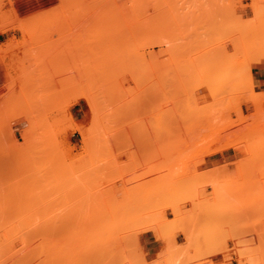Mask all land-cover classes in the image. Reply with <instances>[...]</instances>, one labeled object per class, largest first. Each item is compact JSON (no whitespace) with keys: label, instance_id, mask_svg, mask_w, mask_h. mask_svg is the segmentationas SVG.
Segmentation results:
<instances>
[{"label":"rangeland","instance_id":"1","mask_svg":"<svg viewBox=\"0 0 264 264\" xmlns=\"http://www.w3.org/2000/svg\"><path fill=\"white\" fill-rule=\"evenodd\" d=\"M0 60V264H264V0H0Z\"/></svg>","mask_w":264,"mask_h":264},{"label":"crops","instance_id":"2","mask_svg":"<svg viewBox=\"0 0 264 264\" xmlns=\"http://www.w3.org/2000/svg\"><path fill=\"white\" fill-rule=\"evenodd\" d=\"M1 62V60H0ZM151 240L150 243H157L156 239L152 236V234H149ZM161 250V247L159 245H157L156 247H152V246H147L146 247V251L150 256H155L156 254L159 253V251Z\"/></svg>","mask_w":264,"mask_h":264},{"label":"bare ground","instance_id":"3","mask_svg":"<svg viewBox=\"0 0 264 264\" xmlns=\"http://www.w3.org/2000/svg\"><path fill=\"white\" fill-rule=\"evenodd\" d=\"M36 13H38V12H36ZM35 13V14H36ZM76 13V12H75ZM134 13V12H133ZM72 14H74L73 12H72ZM39 15H40V13H39ZM41 15H42V13H41ZM139 15V14H138ZM72 45V44H71ZM102 82H104L105 84H107V82H105V81H102ZM103 83V84H104ZM109 84V83H108ZM109 86V85H108ZM113 86V85H112ZM109 87H111V86H109ZM106 88H107V85H106ZM107 91V90H106ZM139 254H140V252H138ZM134 254H136V253H134ZM133 256H136V255H133Z\"/></svg>","mask_w":264,"mask_h":264}]
</instances>
